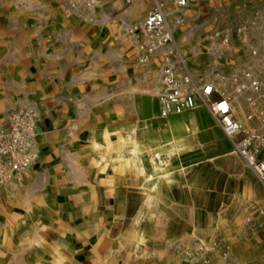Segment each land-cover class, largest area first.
<instances>
[{
  "label": "crops",
  "instance_id": "1",
  "mask_svg": "<svg viewBox=\"0 0 264 264\" xmlns=\"http://www.w3.org/2000/svg\"><path fill=\"white\" fill-rule=\"evenodd\" d=\"M148 7L0 0V127L38 112L34 161L0 185V264H264V185L200 103L159 115L163 49L141 63L126 32ZM255 14L209 49L212 30ZM184 16L174 37L195 74H264V0H196ZM234 110L248 123L243 97Z\"/></svg>",
  "mask_w": 264,
  "mask_h": 264
},
{
  "label": "built area",
  "instance_id": "2",
  "mask_svg": "<svg viewBox=\"0 0 264 264\" xmlns=\"http://www.w3.org/2000/svg\"><path fill=\"white\" fill-rule=\"evenodd\" d=\"M145 1L149 7L144 17L128 24L126 32L136 41L141 63H148L150 57L163 49L159 67V115L180 113L200 103L230 139L233 150L264 185V74L252 67L238 72L217 68L195 74L180 53L174 30L185 21L184 11L196 0H171V7L166 0ZM259 17L255 14L248 24L237 25L233 34L225 28L212 30L207 37L209 49L217 56L222 55L233 46L234 39L241 40L249 28L259 26ZM247 46L253 59H257L258 48L252 43ZM238 97L245 99L248 123L236 117L234 103ZM6 120V126L0 127V185L32 164L38 134V112L33 108L12 109Z\"/></svg>",
  "mask_w": 264,
  "mask_h": 264
},
{
  "label": "rangeland",
  "instance_id": "3",
  "mask_svg": "<svg viewBox=\"0 0 264 264\" xmlns=\"http://www.w3.org/2000/svg\"><path fill=\"white\" fill-rule=\"evenodd\" d=\"M166 1H167V3H169V7H171V5H172L170 3L171 0H166ZM201 20H202V18H201ZM187 40L188 39L186 38L185 34L178 35L177 38H176V42H177V44L179 46V49L181 51L180 53L183 56V58L185 59V61H187L188 66L193 71L197 70L199 72L200 71V63H198L197 61H192V60L189 62V59L187 58L188 56L191 55V53L186 48V47H188L187 44H186ZM184 50L187 51V52H184ZM190 59H192V58H190Z\"/></svg>",
  "mask_w": 264,
  "mask_h": 264
}]
</instances>
